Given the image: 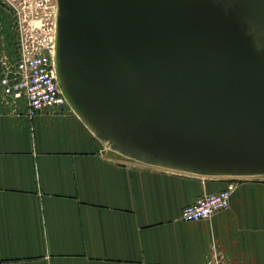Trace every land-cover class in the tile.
<instances>
[{
	"label": "water",
	"instance_id": "95a60500",
	"mask_svg": "<svg viewBox=\"0 0 264 264\" xmlns=\"http://www.w3.org/2000/svg\"><path fill=\"white\" fill-rule=\"evenodd\" d=\"M57 18L59 79L110 146L264 174V0H59Z\"/></svg>",
	"mask_w": 264,
	"mask_h": 264
},
{
	"label": "crops",
	"instance_id": "0c3cea01",
	"mask_svg": "<svg viewBox=\"0 0 264 264\" xmlns=\"http://www.w3.org/2000/svg\"><path fill=\"white\" fill-rule=\"evenodd\" d=\"M15 37L0 4V76ZM228 185V207L180 220ZM0 264H264V175L138 160L68 104L30 116L0 87Z\"/></svg>",
	"mask_w": 264,
	"mask_h": 264
},
{
	"label": "built area",
	"instance_id": "2783aa9c",
	"mask_svg": "<svg viewBox=\"0 0 264 264\" xmlns=\"http://www.w3.org/2000/svg\"><path fill=\"white\" fill-rule=\"evenodd\" d=\"M9 1V0H8ZM8 6V5H7ZM6 6V7H7ZM9 10L19 11V6L9 1ZM30 6L28 7V9ZM39 22L34 23L38 25ZM16 52L12 63L6 65L0 76V87L10 100L21 101L30 116L50 108L60 107L66 99L60 89L51 47H38L23 35L22 25L17 20ZM232 185L212 193H204L192 203L182 207V221L209 219L214 213L229 206Z\"/></svg>",
	"mask_w": 264,
	"mask_h": 264
},
{
	"label": "rangeland",
	"instance_id": "374dc122",
	"mask_svg": "<svg viewBox=\"0 0 264 264\" xmlns=\"http://www.w3.org/2000/svg\"><path fill=\"white\" fill-rule=\"evenodd\" d=\"M9 1L19 6V11L15 12V10L14 11L9 10L13 32L15 33V36H16L15 41L18 35L16 32V30H18L17 29V20H18L20 24L22 25V28L25 30V33L23 31V35L25 34L28 41L31 40L34 45H37L40 48L43 46H46V47L52 46L51 50H52L53 61L55 65L56 77L62 87V88L60 87V89L65 99L68 101L66 102V104H68L69 109L72 110L73 112L78 113L77 111L78 109L76 110L73 103L69 99V96H67L62 86V83L59 79V73H58L59 69L57 67L58 65L57 57L60 54V34H59V24H58V18H57L58 9H59V0H9ZM9 1L0 0V4L4 6L5 5L9 6ZM29 6L30 8L28 9ZM37 22H39V24L34 25V23H37ZM80 117L82 118V120L85 121L88 127H90L92 131H94L93 126L86 119H84L82 115ZM99 137H102V136L99 135ZM104 139L109 144L111 143L108 137H104ZM112 146L114 149L119 150V147L117 148L115 144H113ZM138 160L144 161L140 157H138ZM145 162L147 161L145 160ZM169 169H172V168H169Z\"/></svg>",
	"mask_w": 264,
	"mask_h": 264
},
{
	"label": "bare ground",
	"instance_id": "6f19581e",
	"mask_svg": "<svg viewBox=\"0 0 264 264\" xmlns=\"http://www.w3.org/2000/svg\"><path fill=\"white\" fill-rule=\"evenodd\" d=\"M57 67H58V65H57ZM57 70H58V69H57ZM71 102L73 103V105H74V107H75V106H76L75 103H74L73 101H71ZM72 107H73V106H72ZM76 109H77V108H76ZM84 119H85V118H84ZM91 127H92V126H91ZM93 128H94V127H93Z\"/></svg>",
	"mask_w": 264,
	"mask_h": 264
}]
</instances>
